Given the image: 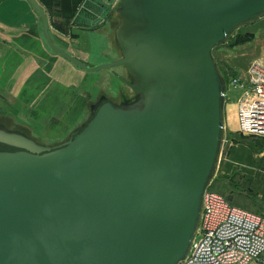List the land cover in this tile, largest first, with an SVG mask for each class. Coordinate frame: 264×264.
<instances>
[{
    "label": "water",
    "instance_id": "95a60500",
    "mask_svg": "<svg viewBox=\"0 0 264 264\" xmlns=\"http://www.w3.org/2000/svg\"><path fill=\"white\" fill-rule=\"evenodd\" d=\"M27 1L50 49L112 69L120 98L103 95L56 143L0 122V264H180L227 132L213 50L264 17V0H99L116 7L120 57L96 65L57 43Z\"/></svg>",
    "mask_w": 264,
    "mask_h": 264
},
{
    "label": "crops",
    "instance_id": "0c3cea01",
    "mask_svg": "<svg viewBox=\"0 0 264 264\" xmlns=\"http://www.w3.org/2000/svg\"><path fill=\"white\" fill-rule=\"evenodd\" d=\"M37 1L46 11L52 36L59 41L60 35L72 37L62 45L72 54L90 65L116 58L111 21L102 2L82 0L74 7L69 0L71 9H62L61 0ZM86 3L100 13L84 11ZM55 19L66 22L64 29L55 27ZM94 49L102 57L97 63L92 59ZM108 78L51 50L39 13L27 0H0V121L22 123L21 129L47 143L62 141L83 121ZM236 108V102L226 104L227 123L235 122L230 114Z\"/></svg>",
    "mask_w": 264,
    "mask_h": 264
},
{
    "label": "rangeland",
    "instance_id": "374dc122",
    "mask_svg": "<svg viewBox=\"0 0 264 264\" xmlns=\"http://www.w3.org/2000/svg\"><path fill=\"white\" fill-rule=\"evenodd\" d=\"M106 12L111 21V44L113 49L116 50L114 56L116 58L111 57L106 60L110 61L120 57V50L114 38V31L119 19L116 15V7ZM54 25L64 29L62 25H66V22L55 19ZM94 37L97 38V36ZM59 38L60 41L53 36V39L61 46L65 44L64 39H72L70 35H60ZM95 38L93 39L99 44L100 41ZM100 54L95 49L93 50L92 59H96L93 61L94 63L102 58ZM213 55L228 85L227 103L236 102L237 108L233 114H230L235 122L229 123L231 129L227 125L218 166L208 188L226 195L237 205L264 213V138L251 137L237 131L239 128L237 101L242 89L235 84L236 79H244L247 76L246 72L255 60L264 62V17L237 28L223 44L213 50ZM104 60L97 64L106 62ZM114 69L122 71L121 67ZM97 73H101L110 79L108 83L103 84L101 93L119 100L120 92L115 90L112 84L114 82L112 69L102 68ZM109 74H111V77ZM111 87H114L113 90H111ZM89 115L90 108L87 110L83 121L78 125L83 123ZM3 123L12 128L21 129L23 127L22 123L17 124L7 118Z\"/></svg>",
    "mask_w": 264,
    "mask_h": 264
},
{
    "label": "built area",
    "instance_id": "2783aa9c",
    "mask_svg": "<svg viewBox=\"0 0 264 264\" xmlns=\"http://www.w3.org/2000/svg\"><path fill=\"white\" fill-rule=\"evenodd\" d=\"M246 73L235 83L242 89L237 131L264 138V62L255 60ZM180 264H264V213L208 188L198 232Z\"/></svg>",
    "mask_w": 264,
    "mask_h": 264
},
{
    "label": "trees",
    "instance_id": "16d2710c",
    "mask_svg": "<svg viewBox=\"0 0 264 264\" xmlns=\"http://www.w3.org/2000/svg\"><path fill=\"white\" fill-rule=\"evenodd\" d=\"M82 0H72V4L74 5V7H77V5L81 2ZM62 9H66L69 8L71 9V5H70V1L69 0H61L60 1ZM263 139V138H261Z\"/></svg>",
    "mask_w": 264,
    "mask_h": 264
},
{
    "label": "flooded vegetation",
    "instance_id": "af4514ba",
    "mask_svg": "<svg viewBox=\"0 0 264 264\" xmlns=\"http://www.w3.org/2000/svg\"><path fill=\"white\" fill-rule=\"evenodd\" d=\"M103 95H106V94L101 93L100 96L95 100V102L98 101ZM95 102H93V103H95Z\"/></svg>",
    "mask_w": 264,
    "mask_h": 264
},
{
    "label": "bare ground",
    "instance_id": "6f19581e",
    "mask_svg": "<svg viewBox=\"0 0 264 264\" xmlns=\"http://www.w3.org/2000/svg\"><path fill=\"white\" fill-rule=\"evenodd\" d=\"M226 104H227V102H226ZM225 109H226V105H225ZM5 117V116H4ZM227 117V116H226ZM9 118V117H8ZM226 120H227V118H226ZM75 125V124H74ZM227 125H228V128H230V125H229V123H227ZM231 129V128H230ZM67 135V134H66ZM65 136V135H64ZM64 138V137H63Z\"/></svg>",
    "mask_w": 264,
    "mask_h": 264
}]
</instances>
